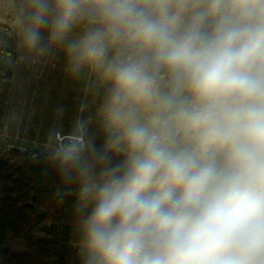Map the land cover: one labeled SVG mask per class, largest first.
<instances>
[{
    "label": "clouds",
    "instance_id": "1",
    "mask_svg": "<svg viewBox=\"0 0 264 264\" xmlns=\"http://www.w3.org/2000/svg\"><path fill=\"white\" fill-rule=\"evenodd\" d=\"M0 7L10 67L80 85L42 145L72 264H264V0Z\"/></svg>",
    "mask_w": 264,
    "mask_h": 264
},
{
    "label": "trees",
    "instance_id": "2",
    "mask_svg": "<svg viewBox=\"0 0 264 264\" xmlns=\"http://www.w3.org/2000/svg\"><path fill=\"white\" fill-rule=\"evenodd\" d=\"M16 45L11 29L0 24V125ZM44 152L13 147L0 157V264H72L74 250L63 224L68 212L50 200L53 177L50 170L45 175ZM8 233L22 241L24 253L8 250Z\"/></svg>",
    "mask_w": 264,
    "mask_h": 264
},
{
    "label": "rangeland",
    "instance_id": "3",
    "mask_svg": "<svg viewBox=\"0 0 264 264\" xmlns=\"http://www.w3.org/2000/svg\"><path fill=\"white\" fill-rule=\"evenodd\" d=\"M0 24L9 27L11 29L12 35L16 38L18 42L16 28L11 23V16L9 11L4 7H0ZM51 70H54L53 75L50 74ZM21 71L22 69L13 70V73L15 75L14 82L13 85H11V89L5 99V109L1 117L0 125V157L3 156L5 153L9 152L12 147H18V149L20 150H33L38 152L45 151V149L42 147V144H35V136L33 137V131L36 129L37 126H40L39 122L43 116H45L43 128H47L48 123L52 122L51 119L48 120V116L51 114L50 111L55 110V100L57 96H59L58 89L55 90V93H57L56 95H52L50 93V100L47 99L46 96H44V92H46V90L40 93L43 87H45V89L49 87V82L55 83L59 80V86L57 85L59 90L61 91L66 87L70 90V92L72 90L75 96V101L77 102V105L74 106V108H68V112L66 113V120L68 124L71 121L72 117L75 115L81 98L80 85L66 78L65 76V73L63 71L62 56L56 61H54L52 64L45 67L44 70L40 68L31 70L30 72L32 73V76H30V79H26V77L23 78V73ZM21 81L23 83H21ZM21 89L24 91V94L27 92V94L29 95L28 99L23 104V106L27 107V110L23 113L24 118L21 125L19 124L18 126L17 131L19 132V134L14 135L15 128L13 129V127L16 126V122L14 123V116L17 117L18 113H16L15 111L14 113H11L10 110H15L17 108L19 110V106L21 108V99L23 96H25L21 95ZM37 101H39L41 105H35ZM31 107L33 108L31 109ZM40 113H43V115H40ZM8 119H10V122L7 121ZM11 124L13 125L11 126ZM7 236L9 237V240L6 244L8 250L13 253L25 252V248L22 241L17 238H14V235L12 233H8Z\"/></svg>",
    "mask_w": 264,
    "mask_h": 264
},
{
    "label": "crops",
    "instance_id": "4",
    "mask_svg": "<svg viewBox=\"0 0 264 264\" xmlns=\"http://www.w3.org/2000/svg\"><path fill=\"white\" fill-rule=\"evenodd\" d=\"M40 69H42V70H44L45 69V67L44 68H40ZM31 70H24V69H22V73H23V78H25L26 77V79H30V76H32V73L30 72ZM29 74V75H28ZM51 75H53L54 74V70L52 71L51 70V73H50ZM43 75V74H42ZM41 75V76H42ZM14 73H13V80H12V85H13V82H14ZM58 79V78H57ZM23 81V80H22ZM21 81V83H23ZM49 87L48 88H46L45 89V87H41L42 88V90H41V92L40 93H42L43 91H45L46 90V92H44L45 93V95L44 96H46V98L47 99H51L50 98V93L52 94V95H56L57 93H55V90L56 89H58V93H59V96H57V98H56V102H55V110L54 111H50L51 112V114L48 116L49 118H48V120H52V122H49L48 123V126H47V128L45 127V128H43V124H44V117L45 116H43L42 117V119L40 120V122H39V125L40 126H37L36 127V129L33 131V137L35 136V144H42L43 145V143H44V140H45V137H46V135H47V132H48V130L53 126V124L54 123H56V121H57V114H58V110H60V109H63V112H64V116H63V123H64V125L65 126H67L68 125V123H67V120H66V113L68 112V108H70V107H72V108H74V106H76L77 105V102L75 101V96H74V94H73V92H72V90H71V92H70V90L69 89H67L66 87L64 88V86H63V90H59V88H58V86H59V80L58 81H56L55 83H51V82H49ZM58 85V86H57ZM39 90H40V88H39ZM21 91V95H25V96H23L22 97V99H21V104H22V106H21V108H20V106H19V110H18V108L17 109H15V110H10V112L11 113H14V111L16 112V113H18V115H17V117H15L14 116V123L16 122V126L15 127H13V129L15 128V130H14V135L15 134H19V132L17 131L18 130V126H19V124L21 125V123H22V121H23V118H24V116H23V113L27 110V107L26 106H23V104H24V102H26V100L28 99V94H27V92L24 94V91L21 89L20 90ZM72 93V94H71ZM27 94V95H26ZM43 96V95H42ZM43 96V97H44ZM49 96V97H48ZM45 98V97H44ZM43 98V99H44ZM42 99V100H43ZM47 99H46V101H47ZM15 102V101H14ZM13 102V103H14ZM35 105H41V103H39V101H37L36 103H35ZM44 106V105H43ZM42 107V106H41ZM33 107H31V109H32ZM73 113V112H72ZM40 115H43V113H40ZM10 119H8L7 121L8 122H10L9 121ZM13 123V124H14ZM13 124H11V126L13 125ZM8 127V126H7ZM11 129V128H10ZM31 130V129H30ZM12 134V133H11ZM13 148V147H12ZM16 148H18V147H16Z\"/></svg>",
    "mask_w": 264,
    "mask_h": 264
},
{
    "label": "built area",
    "instance_id": "5",
    "mask_svg": "<svg viewBox=\"0 0 264 264\" xmlns=\"http://www.w3.org/2000/svg\"><path fill=\"white\" fill-rule=\"evenodd\" d=\"M22 150V149H21Z\"/></svg>",
    "mask_w": 264,
    "mask_h": 264
}]
</instances>
